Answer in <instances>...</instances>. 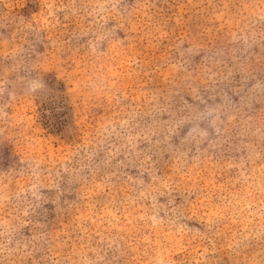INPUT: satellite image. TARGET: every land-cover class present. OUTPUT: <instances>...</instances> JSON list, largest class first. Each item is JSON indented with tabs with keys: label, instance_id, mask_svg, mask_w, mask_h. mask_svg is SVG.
<instances>
[{
	"label": "rangeland",
	"instance_id": "obj_1",
	"mask_svg": "<svg viewBox=\"0 0 264 264\" xmlns=\"http://www.w3.org/2000/svg\"><path fill=\"white\" fill-rule=\"evenodd\" d=\"M0 264H264V0H0Z\"/></svg>",
	"mask_w": 264,
	"mask_h": 264
}]
</instances>
